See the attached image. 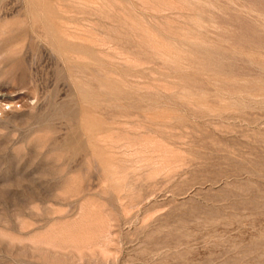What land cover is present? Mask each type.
Masks as SVG:
<instances>
[{"label": "rangeland", "instance_id": "rangeland-1", "mask_svg": "<svg viewBox=\"0 0 264 264\" xmlns=\"http://www.w3.org/2000/svg\"><path fill=\"white\" fill-rule=\"evenodd\" d=\"M0 264H264V0H0Z\"/></svg>", "mask_w": 264, "mask_h": 264}]
</instances>
